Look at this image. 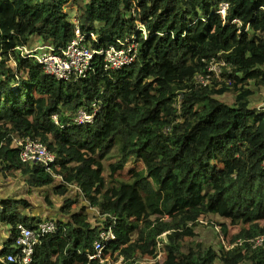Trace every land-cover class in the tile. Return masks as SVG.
<instances>
[{"label":"trees","instance_id":"1","mask_svg":"<svg viewBox=\"0 0 264 264\" xmlns=\"http://www.w3.org/2000/svg\"><path fill=\"white\" fill-rule=\"evenodd\" d=\"M69 2L80 12L82 32L96 37H87L92 48L132 35L135 62L107 72L96 58L83 79L63 82L21 57L15 48L32 38L56 48L72 40ZM223 2L224 21L216 14ZM213 60L225 63L229 86L214 90L197 82ZM249 81L264 85V0H0V165L37 188L61 177L104 218L92 227L84 208L73 213L77 202L66 199L58 209L65 222L56 221V231L40 239L30 264H98L88 257L110 226L116 240L105 254H118L123 264H133L137 254L155 256L157 243L163 264H264V248L246 243L264 235L258 226L264 221V111L249 109L242 87ZM225 93L235 95L232 105L214 98ZM80 110L94 113L93 124L73 123ZM23 138L55 154L51 173L21 161L13 143ZM108 157L117 162L105 166ZM130 159L143 169L119 180ZM64 185L54 192L64 196ZM29 207L25 200L0 199V224L9 228L0 264H19L7 257L17 254V225L36 227L38 219L23 212ZM208 216L249 228L218 253L185 243Z\"/></svg>","mask_w":264,"mask_h":264},{"label":"built area","instance_id":"2","mask_svg":"<svg viewBox=\"0 0 264 264\" xmlns=\"http://www.w3.org/2000/svg\"><path fill=\"white\" fill-rule=\"evenodd\" d=\"M227 3L219 4L216 14L224 21L227 15ZM232 23L240 25L238 20H233ZM93 41L95 36L89 35ZM87 35L83 34L79 27L74 30V38L66 45L65 48H55L49 44L38 43L32 48H22L20 51L27 58L34 59L43 69L44 73L54 77L56 80L69 82L83 79L87 73L92 70L93 63L96 58L103 62V68L107 72H118L130 66L135 59V45L133 44L134 37L126 38L123 42H116L114 45L107 47H99L93 49L87 42ZM207 63V73L203 76H198L197 80L207 86L208 81L213 80L214 84H227L222 78V69H216L214 60ZM221 67L226 66L220 62ZM77 123H88L92 121V116L85 112H79ZM52 120L57 123L56 116ZM19 149L20 159L23 163L31 165H40L45 171L52 172V167L55 164V155L48 151L42 143L32 141L30 139H21L16 141ZM56 231V226L53 221L40 222L35 229H29L22 225L16 227V238L14 240V248L17 252L15 256H8V262H18L19 264H30L33 260L35 246L40 242V239L51 235ZM115 239V234L112 226L107 230L100 232L98 239L93 244L94 254L90 259L100 258L106 244ZM104 264V261H101Z\"/></svg>","mask_w":264,"mask_h":264},{"label":"rangeland","instance_id":"3","mask_svg":"<svg viewBox=\"0 0 264 264\" xmlns=\"http://www.w3.org/2000/svg\"><path fill=\"white\" fill-rule=\"evenodd\" d=\"M65 12H67L71 22L77 23L76 18L80 14V12L72 2H69V4L65 6ZM218 63H220V61H218ZM214 65H217L216 69H222L220 64H216L214 62ZM207 85L209 86V88H213L214 90H218L221 88V85H215L213 80L208 81ZM242 87L249 91V109L257 112L264 111V85H260L256 83V81H249L245 84H242ZM214 98L228 105H232L235 100V95L233 93H225L222 96H214ZM115 162H117V159L108 157L106 158L104 164L105 166H107ZM132 169L140 171L143 169V164L139 161L130 159L129 162L124 166L123 171L117 173V178L119 180L129 181L128 173ZM103 176L105 179H107V171L103 172ZM61 184L64 185L62 179L58 176H55L54 183L51 187H32L26 182V177L21 173L13 170L8 171L6 169H3L0 165V195H2L1 192H4L6 194L5 196H8L5 197L6 199H23L27 201L30 207L26 210H23L25 215L33 219L37 218L41 221H57V217L59 216L58 209L64 204V201L66 199H69L77 202L71 208V211L73 213H81V209L84 208V210L88 214V221L91 226H100L101 221L104 220V218L100 217L95 209L89 207L87 201H85L84 197L82 196L81 189L75 185L66 184L64 185L65 195L60 196L54 192V187H57ZM58 218L61 219V216ZM63 220L65 221L66 218H64ZM222 224L227 228L226 233L222 232ZM258 226L264 228V221L258 222ZM243 228L248 229L249 225H232L228 218L223 219L213 216L204 217L199 220L198 225L195 227V236L191 239H187L188 241H186L185 243L190 242V244L193 246L200 245L203 248H213L218 253L219 247L221 246L225 250H229L233 246H235L236 242H233V239ZM7 233V231H2L0 233V236L7 239ZM6 235L7 237H5ZM132 236V238L134 239L136 237V232L133 233ZM251 239H256V237ZM246 242H248V240H246ZM253 242H255L254 244L256 245V240H254ZM1 243L2 240L0 242V245ZM240 244L241 243H238V245ZM262 248H264V244ZM106 255H108L106 257L110 264H122L121 258L118 257V254L112 255L108 253ZM165 260L166 257L163 252L159 253L157 256H142L140 254H137L135 262L133 264H163ZM215 264H218V262H216ZM242 264L250 263L248 261H244Z\"/></svg>","mask_w":264,"mask_h":264},{"label":"clouds","instance_id":"4","mask_svg":"<svg viewBox=\"0 0 264 264\" xmlns=\"http://www.w3.org/2000/svg\"><path fill=\"white\" fill-rule=\"evenodd\" d=\"M226 3V2H225ZM218 15V14H217ZM219 16V15H218ZM220 17V16H219ZM221 18V17H220ZM76 26H78L79 27V24H78V22L77 23H75L74 22V30H75V27ZM79 29H80V27H79ZM143 30V29H142ZM80 31L82 32V30L80 29ZM73 33H74V31H73ZM83 33V32H82ZM143 33H144V31H143ZM83 34H85V33H83ZM90 35V34H89ZM89 35H87V37L89 36ZM93 35V34H92ZM94 36V35H93ZM130 37H133L132 35L130 36ZM73 38H74V36H73ZM72 38V39H73ZM96 38V37H95ZM128 38V37H127ZM87 39V38H86ZM90 39H91V41H93L92 40V38L90 37ZM126 39V38H125ZM124 39V40H125ZM123 40V41H124ZM123 41H119V42H123ZM71 42V41H70ZM69 42V43H70ZM87 42H89L88 40H87ZM94 42H96V40L94 41ZM118 42V41H117ZM38 43H43V44H48V43H44V42H41V41H39L38 40V38H32V42L30 43V45H23V46H19V47H16L15 48V50H16V52H18L19 54H20V56L21 57H24L25 59H30V60H33L36 64H38L34 59H32V58H27L24 54H22L21 53V49L22 48H32V47H34L36 44H38ZM68 43V44H69ZM90 43V45H91V42H89ZM67 44V45H68ZM115 44H116V42H115ZM49 45H51V44H49ZM114 45V44H113ZM51 46H53V45H51ZM110 46V45H109ZM54 47V46H53ZM66 46H64V47H57V48H65ZM92 47V46H91ZM104 47V46H103ZM56 48V47H55ZM93 49H97V48H93ZM136 56H137V51H136V47H135V59H136ZM135 59H134V61H133V63L135 62ZM11 62L13 63V61L11 60ZM220 62H222V61H220ZM132 63V64H133ZM215 63H217V62H215ZM131 64V65H132ZM15 64L13 63V66H14ZM39 65V64H38ZM130 65V66H131ZM40 66V65H39ZM130 66H128V67H130ZM128 67H126V68H128ZM42 68V67H41ZM43 70V69H42ZM44 72V71H43ZM119 72V71H118ZM222 73H223V67H222ZM46 74V73H45ZM47 75V74H46ZM199 76H203V75H199ZM198 77V76H197ZM197 77H196V80H197ZM223 78V77H222ZM197 82L200 84V85H202L203 87H209L208 85L207 86H204L203 84H201L198 80H197ZM223 84V83H222ZM221 84V85H222ZM224 85H227V84H224ZM227 86H229V85H227ZM93 108H94V110L96 111V109H95V107H94V105H93ZM79 112H85L87 115H91L92 116V121L91 122H88V123H77L76 122V120H77V118H78V113ZM54 116H56V115H54ZM53 117V116H52ZM52 117H51V120H52ZM95 116H94V113H87L86 111H84V110H80V111H78L77 112V114L75 115V117H74V120H73V123L74 124H77V125H80V126H84V125H86V124H93V122H94V120H95V118H94ZM56 118H57V116H56ZM53 121V120H52ZM54 122V121H53ZM56 124H58V121H57V123ZM23 139H27V138H23ZM18 140H21V139H18ZM17 141V140H16ZM16 141L13 143V145H14V147L15 148H18L17 147V145H16ZM49 151V150H48ZM50 152V151H49ZM55 155V154H54ZM56 157V156H55ZM55 162H56V159H55ZM55 165V164H54ZM42 167V166H41ZM53 177H55V176H53ZM61 178V177H60ZM62 179V178H61ZM99 215V214H98ZM201 219V218H200ZM199 219V220H200ZM44 221H49V220H44ZM51 221V220H50ZM57 221H58V219H57ZM40 222H43V221H41V220H38V222H37V224H36V226L40 223ZM54 223H55V226H56V221H53ZM63 222H65V221H63ZM199 222V221H198ZM36 228V227H35ZM34 228V229H35ZM108 229V227L105 229V230H107ZM103 231V230H102ZM101 231V232H102ZM114 231V230H113ZM99 234H100V232H99ZM99 234H98V237H99ZM115 234V233H114ZM166 234H163V235H161V237H164ZM98 239V238H97ZM96 239V240H97ZM95 240V241H96ZM116 240V234H115V239L114 240H112V241H110L109 243H111V242H113V241H115ZM254 240H256V245L254 244L255 242H253ZM94 241V242H95ZM94 242H93V244H94ZM109 243H107L106 244V247H105V249H104V251L102 252V254H101V257L100 258H94L93 260H95V261H97L98 262V264H102L101 263V261H104L105 263L104 264H110V262L107 260V257L106 256H108V255H106L105 254V250L107 249V246L109 245ZM246 243H249V244H252V248H260V247H262L263 246V244H264V236H261L260 235V237H256V239H250V240H248V242H246ZM92 247H93V245H92ZM233 248V247H232ZM156 249H157V253L155 254V256H157L159 253H164V250L162 249V245L160 244V243H157V245H156ZM230 250V249H229ZM94 254V249H93V253L88 257L89 258V260H92V259H90V257L92 256ZM108 254V253H107ZM114 255V254H113ZM165 255V254H164ZM121 258V263L123 264V258L122 257H120ZM112 263V262H111ZM113 264V263H112Z\"/></svg>","mask_w":264,"mask_h":264},{"label":"crops","instance_id":"5","mask_svg":"<svg viewBox=\"0 0 264 264\" xmlns=\"http://www.w3.org/2000/svg\"><path fill=\"white\" fill-rule=\"evenodd\" d=\"M2 193V195H0L1 196V199H5V197H8V196H5L6 194L4 193V192H1ZM21 200H23V199H21ZM61 215L59 214V216L58 217H60ZM57 217V219L58 220H62V221H64L63 219V217L61 216V219L60 218H58ZM9 228L7 227V226H2L1 224H0V233L2 232V231H7L8 233V236H9V230H8ZM1 237V236H0ZM5 237H7V235L5 236ZM8 238V237H7ZM1 240H2V243H1V245H0V250L2 249V247H3V244H4V242L6 241V239L5 238H2L1 237ZM1 240H0V242H1Z\"/></svg>","mask_w":264,"mask_h":264},{"label":"bare ground","instance_id":"6","mask_svg":"<svg viewBox=\"0 0 264 264\" xmlns=\"http://www.w3.org/2000/svg\"><path fill=\"white\" fill-rule=\"evenodd\" d=\"M3 49V48H2ZM14 146V145H13ZM32 166V165H31ZM39 167V166H38Z\"/></svg>","mask_w":264,"mask_h":264}]
</instances>
